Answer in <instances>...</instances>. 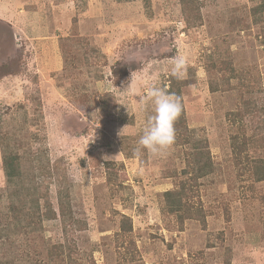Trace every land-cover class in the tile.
<instances>
[{
  "label": "rangeland",
  "instance_id": "rangeland-1",
  "mask_svg": "<svg viewBox=\"0 0 264 264\" xmlns=\"http://www.w3.org/2000/svg\"><path fill=\"white\" fill-rule=\"evenodd\" d=\"M198 2L201 18L188 24L179 0H0V229L14 220L8 141L48 160L52 202L67 184L72 210L67 232L58 217L0 236V264H60L51 251L66 242L73 264H264V181L248 161L260 150L241 149L245 136L264 135V15L252 18L259 0ZM177 54L196 79L182 87L186 120L215 169L183 221L163 211L164 192L191 181L190 147L134 152L152 114L140 98L153 82L170 88ZM246 100L257 111L240 120ZM108 167L126 174L128 191L110 189ZM24 168L30 181L43 172L33 160Z\"/></svg>",
  "mask_w": 264,
  "mask_h": 264
},
{
  "label": "trees",
  "instance_id": "trees-1",
  "mask_svg": "<svg viewBox=\"0 0 264 264\" xmlns=\"http://www.w3.org/2000/svg\"><path fill=\"white\" fill-rule=\"evenodd\" d=\"M183 14L185 15V20L188 24L190 22H195V20L201 18L200 13V3L198 0H179ZM259 4L253 7L251 10V15L253 16L255 22L261 21L264 15V0H259ZM258 17V18H257ZM211 70V68H210ZM117 72V71H116ZM196 81V79L186 78L182 80H177L175 78L170 79V88H167L169 91L175 92L182 97V87L190 85ZM218 89V86H211V91ZM113 101V96H108ZM107 101V100H106ZM246 107L243 109L244 112L239 114V119L242 120L246 115H250L253 112L257 111L255 106H251V101L246 100ZM108 103V102H107ZM103 110L112 111V106L108 104H103ZM175 129L177 142H185L192 151L189 152V156L185 158L186 168L182 170V173L187 174L190 171L193 176L191 181H188L187 184H182L177 189L167 190L164 192V197L166 199V206H163V211L177 214L180 219L183 221L185 218H192L191 215L180 214L183 211L190 210L192 203V198L196 192V189L201 183L199 180L205 179L209 174L214 172V164L212 161L211 153L208 146V140L205 136L199 137L197 128H190L186 116L185 109L180 115V117L175 122ZM10 139V138H9ZM237 139V140H236ZM5 140V139H4ZM235 142H237L238 136L234 137ZM234 142V144H235ZM248 146L256 147L257 150H260V154L252 155L248 161L252 164L250 167L253 171V178L255 181H264V158H261L262 151H264V135L262 137H244L242 142L241 149H247ZM2 155H3V168L7 176L8 181V197L11 200L10 212L14 218L13 222H9L5 227L0 229V236L10 237L11 234L20 231L28 233L30 230L40 229V225L43 220H53L56 218H61L62 226L64 231H68L67 224L71 219L72 210L70 205L69 197L71 191L69 186H61L59 184V192H57V206L56 209L53 204V197L51 195L49 181L47 174L44 172L51 173V169L46 158L40 160L34 159V156L29 153H21L20 146L17 144H12L11 141H8L5 145L1 146ZM249 156H239V158H248ZM37 158L40 156L37 154ZM27 160H33L40 166L43 172H38L35 174L37 179L34 177L30 181V175L24 168V163ZM33 163V162H32ZM242 169V168H240ZM172 172V171H171ZM109 173V174H108ZM107 181L110 184V189L114 193L120 191H128V185H125L127 177L125 173H118L116 171H111L110 167L107 168ZM176 176V174L174 173ZM178 175V174H177ZM40 176L41 179H38ZM43 198V199H42ZM42 199V200H41ZM53 199V200H52ZM39 219H34V217ZM125 217L122 221L124 231H131V220ZM25 220L26 222H21ZM1 244V243H0ZM0 246V250H1ZM73 248L66 243H59V250H56L54 247L51 251L52 261H66L68 264H73L72 259Z\"/></svg>",
  "mask_w": 264,
  "mask_h": 264
},
{
  "label": "clouds",
  "instance_id": "clouds-1",
  "mask_svg": "<svg viewBox=\"0 0 264 264\" xmlns=\"http://www.w3.org/2000/svg\"><path fill=\"white\" fill-rule=\"evenodd\" d=\"M187 68L186 56L177 54L170 62L167 75L177 80L185 79ZM147 104H151L152 114L147 118L134 152L141 155L146 150L154 158H163L175 143V122L183 111V100L177 93L153 82L140 98L141 108Z\"/></svg>",
  "mask_w": 264,
  "mask_h": 264
}]
</instances>
